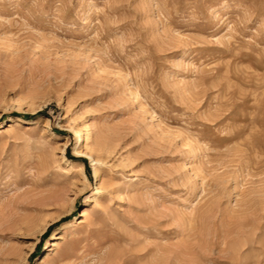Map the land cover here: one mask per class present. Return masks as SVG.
<instances>
[{
	"label": "rangeland",
	"instance_id": "rangeland-1",
	"mask_svg": "<svg viewBox=\"0 0 264 264\" xmlns=\"http://www.w3.org/2000/svg\"><path fill=\"white\" fill-rule=\"evenodd\" d=\"M0 264H264V0H0Z\"/></svg>",
	"mask_w": 264,
	"mask_h": 264
},
{
	"label": "bare ground",
	"instance_id": "bare-ground-1",
	"mask_svg": "<svg viewBox=\"0 0 264 264\" xmlns=\"http://www.w3.org/2000/svg\"><path fill=\"white\" fill-rule=\"evenodd\" d=\"M96 162H97V161H96ZM82 216L86 217V216H87L86 212H84V213L82 214Z\"/></svg>",
	"mask_w": 264,
	"mask_h": 264
}]
</instances>
